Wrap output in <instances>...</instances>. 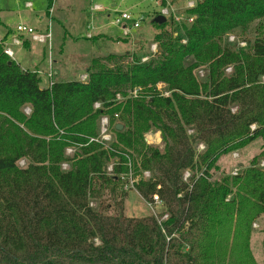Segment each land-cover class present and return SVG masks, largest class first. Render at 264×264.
I'll return each instance as SVG.
<instances>
[{"label":"trees","instance_id":"trees-1","mask_svg":"<svg viewBox=\"0 0 264 264\" xmlns=\"http://www.w3.org/2000/svg\"><path fill=\"white\" fill-rule=\"evenodd\" d=\"M195 4L191 24L169 30L153 20L160 32L147 61L132 53L94 59L84 81L53 73L44 88L0 45V264H257L251 239L264 216V0ZM256 22L246 47L226 41ZM106 116L116 136L110 146L93 141ZM150 131L161 133L162 150L147 146ZM259 138L262 150L248 167L215 179L223 156ZM130 156L151 174L135 190L151 204L158 196L165 220L127 217L120 203L108 213L102 198L106 191L117 197Z\"/></svg>","mask_w":264,"mask_h":264},{"label":"rangeland","instance_id":"rangeland-1","mask_svg":"<svg viewBox=\"0 0 264 264\" xmlns=\"http://www.w3.org/2000/svg\"><path fill=\"white\" fill-rule=\"evenodd\" d=\"M172 1L173 3L170 0L172 3L170 10H174L175 16L178 18L166 17L168 29L175 30L177 26L183 23L191 24L188 18L187 11L189 8L187 6L188 2H197V0ZM29 4L32 8L28 7ZM95 5L100 6L103 10L100 13L91 15V7ZM113 5L116 6L113 7ZM47 6L48 0H0V39H4L5 28L11 30L12 34L7 39V45L11 46L14 41L13 37L16 35L14 32L20 25L31 27L34 30H44L41 33H46L49 27V18L47 16V21L43 20V22H41V18L45 17ZM55 7L60 16L56 17V14L54 15L52 53L47 49V58L50 54L64 55L59 65V68L63 70L59 77L60 80H79L80 78L83 81L85 79L83 74H86L94 59L132 53V55L146 56L143 60L147 61L148 57L157 51V44H154L153 40L160 31L152 25V22L159 13L163 15L161 12L164 6L160 0H58ZM126 10L132 15V20L126 24L130 29V36L128 37L124 36L123 26L113 25L115 17ZM57 20L60 22H56ZM137 23H139V27H135ZM258 28H260L259 22H256L251 26L247 35L241 36L239 31H235L233 34L228 35L227 40H225L229 43L237 42L240 47H246V40L250 42L255 40ZM46 69L48 73V65H46ZM230 72L231 68H228L227 73ZM50 73H52V77H50ZM53 73L54 71L51 70L47 74V85L50 81L53 82ZM199 75L200 77L205 75L204 68L200 69ZM159 90L166 96L170 95L165 85H159ZM106 118L110 121L107 133V137H110L107 146H110L115 143L116 136L112 131V118L109 116H106ZM118 122L119 119L114 120V123ZM145 142L147 146L153 148L161 150L164 148L161 133L157 131L147 133ZM262 147L263 140L259 138L238 151L239 154L232 153L223 156L217 164L219 170L214 173L215 179L221 180L225 174L230 175L235 172L240 174L242 168L248 167L252 160L260 154ZM202 149L203 147H200V150ZM67 155L70 154L67 153ZM128 160L131 164L134 180L140 182L151 178L149 172L138 170L135 167V162L131 156ZM25 164L26 162L22 161L20 166L23 167ZM260 165L264 166V162ZM68 168V164L63 166V169L67 170ZM129 172L130 167L128 165V171L121 176L116 198L112 197L108 191L105 192L102 199L105 206H111L108 213H116L119 207L118 203H120L123 205L127 217L163 216L166 212L163 204L153 205V211L149 203L135 189H132L130 178H128ZM189 175H191L190 172L186 173V177ZM123 193L126 195L122 196ZM98 204L99 201L93 200L92 206L96 208ZM160 219L165 220V216ZM252 231V253L257 264H264V216L253 224Z\"/></svg>","mask_w":264,"mask_h":264},{"label":"built area","instance_id":"built-area-1","mask_svg":"<svg viewBox=\"0 0 264 264\" xmlns=\"http://www.w3.org/2000/svg\"><path fill=\"white\" fill-rule=\"evenodd\" d=\"M160 1L161 2L164 1V2L167 3V7H164L162 9V12H161L165 17L170 16L171 18L172 17L173 18H178L177 16H175L176 15L175 11L174 10H170V7H172V4H171L170 0H160ZM56 2H57V0H53L52 7L50 8V11H49V27H48L47 32L46 33H39L36 30H34L33 28H31V27L20 25V26L17 27V30H16L19 38L16 39L13 42L14 46L21 45L22 44V40L28 38L32 42L40 43V44H46L51 49V44H52V23H53L52 18H53L54 13H55V4H56ZM195 6H196V4L194 2H190L187 7L189 9H191V8H194ZM28 7H31V4H29ZM92 10L96 12V11H102L103 9L100 6L95 5V6H93ZM188 18H189V22L190 23H192L194 21V19H195L194 16H190ZM131 20H132V15L129 12H122L118 16L115 17V19L113 21V25H115V26H123L124 36L128 37V36H130V29L127 27L126 24H127V22H130ZM138 25H139V23H137L135 25V27H139ZM0 45L3 46L5 54L9 58L14 60L15 59V52L13 51V49L11 47L5 45V42L2 39H0ZM50 77H52V73H50ZM52 85H53V82L50 81L48 86L51 87ZM98 107H100L99 104L96 105V108H98ZM25 113L29 115L30 114V110L29 109L25 110ZM117 117L118 116H116V118ZM109 123H110V121H109L108 118L103 117L101 119V138L97 139V140H93V141L100 142V143L105 144V145L108 143V141L110 139V137H107V135H108L107 133H108V130H109ZM74 151H75L74 149L68 148L66 152L68 154L72 155V153H74ZM129 167H130V172L128 174V178H130L132 189H135V185L138 183V181L134 180V178H132L131 164H129ZM108 170H109V172H111L112 171V166H110ZM233 174L237 175L238 173L235 172ZM159 203H161L160 200H159V197L155 196L154 197V204L149 203V206L154 211L153 205H156V204H159ZM166 218H167V216H165V219Z\"/></svg>","mask_w":264,"mask_h":264},{"label":"crops","instance_id":"crops-1","mask_svg":"<svg viewBox=\"0 0 264 264\" xmlns=\"http://www.w3.org/2000/svg\"><path fill=\"white\" fill-rule=\"evenodd\" d=\"M57 2H58V0H57ZM190 2L196 3L195 1H190ZM190 2H188V3H190ZM115 6L116 5H113V7H115ZM49 7L50 6H49V2H48V6H47V9L45 11V17L41 18V22H43V20L47 21V16L49 18V12H48ZM29 8H32V6ZM92 9H93V6L91 7V10ZM91 10H90V12H92L91 15L96 14V13H100V11L95 12V11H93V10L91 11ZM123 12H128V11L126 10ZM54 15L56 17L60 16V13H59V11H57L56 7H55ZM109 16H111V15H109ZM53 19H54V16L52 18V21H53ZM55 19H57V18H55ZM56 22H60V21L57 20ZM36 31L41 33L44 30H36ZM14 33H16V35H14V37H13V39L15 41L19 37H18L17 32H14ZM11 34H12L11 30H9L7 28L4 29V35L5 36H4V39H2V40L5 42V45H7V39ZM7 46H9V45H7ZM9 47H11L13 49V51L15 52L14 61H16V63L20 65L22 70H24V71L29 70V71L37 72L39 74V76L41 77V80H42V87H44V88L49 87L47 85L46 81H47V74L51 70H53L54 73L60 77L61 72L63 70H62V68L61 69L59 68L60 67L59 65L62 62V58H64V55H62V54H59V55L50 54V56L47 58V49H49V52L52 53V44H51V49H50L49 46L46 44L35 43V42L30 41L28 38H26V39L22 40L21 45L14 46L12 43V45ZM46 65H48V69H49L48 73H47ZM83 75L85 76V79H83V81H84V80H86L87 75L86 74H83ZM79 80H81V79L79 78ZM239 153L240 152H237V154H239ZM241 165H243V164H241Z\"/></svg>","mask_w":264,"mask_h":264},{"label":"water","instance_id":"water-1","mask_svg":"<svg viewBox=\"0 0 264 264\" xmlns=\"http://www.w3.org/2000/svg\"><path fill=\"white\" fill-rule=\"evenodd\" d=\"M167 22V18L164 15H160L154 19V23L158 25L165 24ZM117 128L120 130L122 129V125H118Z\"/></svg>","mask_w":264,"mask_h":264}]
</instances>
